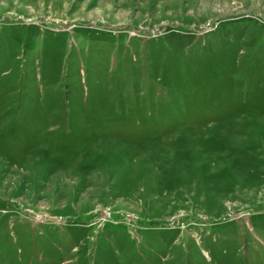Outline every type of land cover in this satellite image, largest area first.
<instances>
[{
    "label": "rangeland",
    "instance_id": "rangeland-1",
    "mask_svg": "<svg viewBox=\"0 0 264 264\" xmlns=\"http://www.w3.org/2000/svg\"><path fill=\"white\" fill-rule=\"evenodd\" d=\"M0 264H264V0H0Z\"/></svg>",
    "mask_w": 264,
    "mask_h": 264
}]
</instances>
